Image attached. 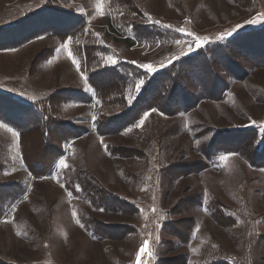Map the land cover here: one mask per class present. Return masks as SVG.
Instances as JSON below:
<instances>
[{
    "label": "rangeland",
    "instance_id": "obj_1",
    "mask_svg": "<svg viewBox=\"0 0 264 264\" xmlns=\"http://www.w3.org/2000/svg\"><path fill=\"white\" fill-rule=\"evenodd\" d=\"M262 15L264 0H0V262L137 264L148 240L142 264H264L256 147L208 157L218 132L264 131ZM232 42L202 78L215 98L183 87L175 116L129 113L152 78ZM99 70L123 81L107 98Z\"/></svg>",
    "mask_w": 264,
    "mask_h": 264
},
{
    "label": "trees",
    "instance_id": "obj_2",
    "mask_svg": "<svg viewBox=\"0 0 264 264\" xmlns=\"http://www.w3.org/2000/svg\"><path fill=\"white\" fill-rule=\"evenodd\" d=\"M51 34L53 36L54 33H51ZM65 34L66 33H63V35L61 36L63 38L67 37V35ZM236 45L237 44L235 42L234 43L232 42L230 45H228L225 48H221L222 46H220V48H216V50H210L206 53L200 52L196 55V57H199L198 61L192 62L193 61L192 60L188 62L187 69L176 70L174 68H170L169 70H165L163 71V73L158 74L157 76L151 79L153 80L151 83L152 84L154 83V84L152 86V84L150 83V87L151 86L152 87L148 90L149 95H148L147 100L144 103L141 102L140 104L135 106V108L130 110L129 113H132L133 118L134 117L137 118L139 116L138 113L142 109L146 108L148 110L149 108H152V110L155 109L156 112L163 113V115L165 116H175L176 113L182 111L183 108L182 106H179V104H177L175 98H173V94L175 90H183L182 89L183 87L191 91L192 95L196 93L195 95H197L198 97L202 99H205V98L213 99L214 96L208 93V91L207 92L205 91V84L202 81V78L206 80V76H205L206 74L209 73L211 75V72H216L215 70L219 67L217 64L225 62L227 58L226 54L227 53L232 54L231 52L232 48L236 47ZM224 49H227L229 51H225ZM204 61L206 63L211 64V66H209L208 64H204L205 63ZM197 68H199V70ZM210 70H214V71H210ZM92 74H94L92 77V80L100 84L98 85V83H96L98 85L97 86L98 90L101 91L100 92L101 94H103L102 92L103 90L105 91L107 89L106 88L107 85H105L106 82H108L111 86L113 84V85H116V88L121 89V85L123 84V81L120 80L113 71L99 70V71H96L95 73L93 72ZM187 74H188V77H187ZM195 81L199 83L197 86L194 84ZM100 86L103 87V90L101 89ZM213 93L214 92H212V94ZM103 96H106V95L103 94ZM107 97L108 96H106L105 98ZM43 114H44V111H43ZM142 115H140L139 118L142 117ZM128 120L123 121V126L129 123ZM101 123L102 121H100V124ZM103 127L109 128V125L105 124ZM33 129L35 128H31L28 131H31ZM40 129L41 131L44 130L43 127ZM21 136L22 137L24 136V132H21ZM217 136L218 138H220V140L222 139V141H218V143L211 142L212 150L208 153L209 154L208 157L209 156L211 157V155L215 152L218 153L219 150L223 151L224 153L243 152L240 146L243 145L242 143H245V145H247V148H249V146L256 147V151L248 152L249 156L251 153H253L252 160L249 159L251 166L257 167V168H264V131H261L260 129L252 128L250 130H245L242 132H235V131H226V132H221V133L218 132L216 134V139H218ZM65 139H66V136L63 135L62 141H65ZM57 155L58 154H56V156ZM246 159L248 158L246 157ZM53 165L54 163L52 162L42 164L41 165L42 172L43 173L51 172L50 170L52 169L51 167ZM38 176H41V174H39ZM3 190L4 188L2 189V191ZM2 191L0 192V215H4V210H3L4 200L7 199L11 195V192L8 189L5 190V194H3ZM225 219L227 220L229 218H225ZM0 264H4V263L0 262Z\"/></svg>",
    "mask_w": 264,
    "mask_h": 264
},
{
    "label": "snow or ice",
    "instance_id": "obj_3",
    "mask_svg": "<svg viewBox=\"0 0 264 264\" xmlns=\"http://www.w3.org/2000/svg\"><path fill=\"white\" fill-rule=\"evenodd\" d=\"M261 19L264 20V15L261 16ZM256 21L253 20L251 21V23H255ZM156 23H159V21H156ZM240 26L237 25L236 28L238 29ZM178 31H181L183 32L184 29H178ZM232 33H228V35H231ZM188 36L190 37H194V40H193V43L196 45L197 48H199L202 44L204 43H207L209 42V38L207 36H204V37H201V36H198V35H195L194 33H187ZM224 37L223 36H220L219 39H223ZM177 43H180V41H177ZM66 47V45H65ZM191 46H189V51H191ZM183 54V53H182ZM72 53L69 52V56H71ZM108 61L112 64V65H115L117 63V61L115 59H113L112 57H108L107 58ZM73 64H77V61L75 59H73L72 61ZM135 63V62H133ZM163 66V65H162ZM139 68H142L145 70V74H149V73H155L158 69L155 68L152 64L150 63H145V64H139L138 65ZM77 69L79 71V65L77 64ZM145 84V81L143 79H140L139 82L135 85L136 87V91L137 93H139L140 89H141V86ZM132 99L133 98H129L128 100V103L131 104L132 103ZM153 112L156 111L155 109L152 110ZM163 115V113H161ZM150 115V113H145L144 114V118H142L138 124H137V127H140L142 126L144 123H145V119H147V117ZM127 131H131V129L129 128ZM60 165L64 168H67L68 166L65 164V161L63 159L60 160ZM100 211H103V209H101ZM75 215V213H74ZM145 252H148L149 255H151V252L149 251V241L148 240H145L143 245L140 247L139 249V253L136 257V260H137V264H142L141 262V256L145 253Z\"/></svg>",
    "mask_w": 264,
    "mask_h": 264
}]
</instances>
